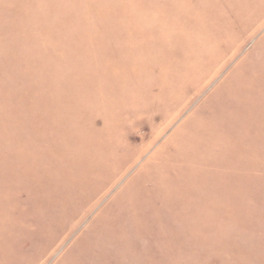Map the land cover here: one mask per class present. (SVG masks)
<instances>
[{"label": "rangeland", "instance_id": "obj_1", "mask_svg": "<svg viewBox=\"0 0 264 264\" xmlns=\"http://www.w3.org/2000/svg\"><path fill=\"white\" fill-rule=\"evenodd\" d=\"M0 264H264V0H0Z\"/></svg>", "mask_w": 264, "mask_h": 264}]
</instances>
